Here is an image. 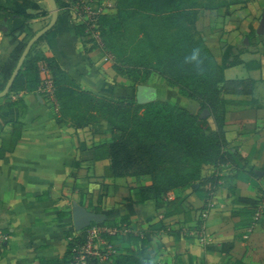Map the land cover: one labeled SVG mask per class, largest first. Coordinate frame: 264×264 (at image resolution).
<instances>
[{"label":"crops","instance_id":"crops-1","mask_svg":"<svg viewBox=\"0 0 264 264\" xmlns=\"http://www.w3.org/2000/svg\"><path fill=\"white\" fill-rule=\"evenodd\" d=\"M106 4L112 9L116 0L95 5L105 13ZM38 5L50 12L46 2ZM59 8L55 29L32 55L41 59L42 81L43 61L54 58L84 92L132 96L134 85L117 75L106 48L76 35V2L61 0ZM263 16L264 0H251L201 10L197 18V31L223 67L225 80L254 82L251 96L223 95L226 151L234 159L218 169L204 167V178L220 176L214 190L195 183L158 200H142L141 190L152 185L150 176L105 178L111 161L95 160V145L113 141L107 122L60 127L57 104L42 86L13 95L26 100L29 109L17 144L15 137L0 135V156L6 154L0 159V234L8 238L0 248V264H37L39 258L74 264L76 246L88 233L74 228L75 206L105 217L91 228L103 229L101 247L116 255L132 250L151 264H264V36L256 33ZM48 17L22 0H0V70L15 49L13 37L28 43L23 28L36 33L49 24ZM148 86L157 90L155 102L174 100L188 110L200 109L163 81ZM18 115L16 109L0 113V134L13 132ZM207 120L216 130L214 119ZM11 145L15 148L7 150ZM242 199L258 202L247 205ZM115 228L120 233L105 231ZM131 233L141 240L133 247L123 239ZM230 244L229 251L222 250Z\"/></svg>","mask_w":264,"mask_h":264},{"label":"trees","instance_id":"trees-1","mask_svg":"<svg viewBox=\"0 0 264 264\" xmlns=\"http://www.w3.org/2000/svg\"><path fill=\"white\" fill-rule=\"evenodd\" d=\"M40 1L22 0L29 9L48 16L49 13L38 5ZM93 1V9L98 12L99 6L95 4L108 0ZM250 1L116 0L114 8L97 14L96 22L105 39L106 50L113 57L114 71L134 85L135 91L129 97L107 98L84 92L54 58L43 61L53 82L60 127L71 124L81 129L100 122H107L111 127L107 133L113 141L94 147L96 161H111L105 178L150 176L152 185L141 190L142 200H158L195 183L202 187L210 185L211 190L218 186L220 176L204 178L202 172L205 166L218 169L234 159V154L226 151L227 102L223 95L251 96L254 82L225 80L224 69L201 38L196 22L201 10H216ZM57 3L60 6L61 0ZM133 29L135 31L130 34ZM22 31L26 32L27 39L35 34L28 27ZM49 33L33 46L9 94L0 99L3 102L0 113L12 109L19 112L13 132L0 134L4 139L14 140L15 137L16 144L22 134V121L28 114L29 104L23 98L13 100V95L31 92L43 85L39 67L41 59L32 55ZM75 33L83 42L92 39L88 24L76 26ZM123 38L127 39L126 43L122 42ZM12 44L15 45L13 54L0 70L3 79L0 92L12 76L27 41L18 42L13 37ZM154 73L176 89L180 97L196 102L201 113L208 110L217 129L213 130L207 119H201V113L196 115L174 101L139 105L136 87L144 85ZM7 148L13 150L15 147ZM5 155L1 154L0 159ZM239 202L255 206L258 200L242 199ZM123 239L131 247L141 242L132 233ZM232 247V244L225 245L222 250L229 251ZM37 264L62 263L39 258ZM111 264L151 263L128 250L125 254L112 256Z\"/></svg>","mask_w":264,"mask_h":264},{"label":"built area","instance_id":"built-area-1","mask_svg":"<svg viewBox=\"0 0 264 264\" xmlns=\"http://www.w3.org/2000/svg\"><path fill=\"white\" fill-rule=\"evenodd\" d=\"M92 1L93 0H82L79 5L77 4L74 20L78 23V25L88 24L92 30V39L102 44V33L96 22L97 14L101 13V11H94ZM43 74L42 90L51 95L52 101L56 103L53 82L46 69L43 70ZM205 216L206 215H204V217ZM102 231L103 229L101 228L90 227L86 236V242L76 246L73 255L74 264H107L109 263L111 257L116 255V252L113 249L108 248L107 245L103 248L101 247ZM105 231L112 232L113 234L120 233L118 228L109 230L105 229ZM7 240L8 238L0 234V248Z\"/></svg>","mask_w":264,"mask_h":264},{"label":"water","instance_id":"water-1","mask_svg":"<svg viewBox=\"0 0 264 264\" xmlns=\"http://www.w3.org/2000/svg\"><path fill=\"white\" fill-rule=\"evenodd\" d=\"M41 1L46 2L50 8L49 17H48L50 22L43 29L36 32L34 36L27 43L12 76L8 80L4 90L0 92V99L5 98L9 94L33 46L42 37H44L50 31H52L58 22L60 8L57 3V0H41ZM256 33L258 36H264V16L260 20V25ZM248 43L249 42L246 39L245 44H248ZM156 95H157V90L151 86L139 85L136 88V100L139 105H147V104H151L155 102L157 100ZM208 116H209V113L207 112V110H204L201 113L200 117L201 119H207ZM104 221H105V217L101 214H95V213L89 212L80 206H75L73 208V224L77 232H83L85 230H88L93 224H100Z\"/></svg>","mask_w":264,"mask_h":264},{"label":"rangeland","instance_id":"rangeland-1","mask_svg":"<svg viewBox=\"0 0 264 264\" xmlns=\"http://www.w3.org/2000/svg\"><path fill=\"white\" fill-rule=\"evenodd\" d=\"M75 2H76V4H80L81 3V1L82 0H74ZM107 6H106V10L109 8L108 6V4H106ZM135 30L133 29L131 32H130V34H132L133 32H134ZM122 40V42H127V39H121ZM102 45H103V47H107V45H106V43H105V39H104V37H103V35H102ZM159 81H162V79H161V77L159 76V75H156L155 73L154 74H152L150 77H149V79L147 80V82L145 83V85L146 84H152V83H154V84H157V82H159ZM164 82V81H163ZM178 92V91H177ZM180 97V96H179ZM182 98V97H181ZM184 99V98H183ZM174 101V100H173ZM186 100H183L182 101V104H184V102H185ZM174 102H176V101H174ZM185 105V104H184ZM183 105V106H184ZM189 111H191L192 113H195L196 115H198V114H200L201 112H200V109H194V110H189ZM207 112L209 113V111L207 110ZM201 115V114H200ZM209 116H210V113H209ZM208 116V117H209ZM84 242H86V241H84Z\"/></svg>","mask_w":264,"mask_h":264}]
</instances>
